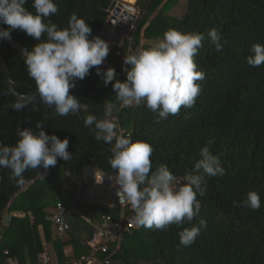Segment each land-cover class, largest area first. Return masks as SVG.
Instances as JSON below:
<instances>
[{
    "label": "trees",
    "instance_id": "1",
    "mask_svg": "<svg viewBox=\"0 0 264 264\" xmlns=\"http://www.w3.org/2000/svg\"><path fill=\"white\" fill-rule=\"evenodd\" d=\"M113 1L54 0L58 13L50 20L64 29L71 14L76 13L91 27L92 39L100 36L106 26ZM179 1H136L139 20L132 33V49L133 54L140 48L147 49L142 39L158 41L169 29L203 34L204 47L194 60L197 70L204 71L205 79L197 81L201 92L193 108L182 107L179 114L159 122L144 103L120 109L112 84L107 87L103 84L96 67L83 80L76 81L70 94L87 105L80 112L83 119L89 114L100 118L106 101L115 105L113 115L119 118L131 140L147 142L153 148L152 171L167 165L181 180L200 158L199 151L208 146L213 155L220 157L227 174L206 178L207 191L204 196H197L200 214L191 222L180 227L171 225L164 231L135 226L119 243L112 244L108 252L99 253L97 264H264V65L254 68L246 62L252 45H264V0H186L187 10L182 16L171 13ZM31 5L32 0H28L25 7L35 14ZM1 25L4 29L8 27ZM213 28L223 36L219 51L208 39ZM11 37L28 51L40 42L19 30L13 31ZM109 46L108 57L98 67L105 71L114 68L116 80L124 82L125 72L120 65L122 48ZM0 55L8 66L14 89L21 95L35 96L39 102L37 112L28 117L30 129L39 131L36 125L43 123L46 134L69 140L71 176L83 181L84 169L92 164L106 177H115L108 164L112 145L97 141L77 116H54V109L36 96V84L28 75L24 58L3 40ZM17 102L25 103L26 108L12 109L11 105ZM30 106L28 100H18L10 93L0 75V142L4 145H16L17 127ZM65 170L66 161L58 158L57 164L46 173L43 168L24 173L27 183L34 181V184L19 194L9 209L12 220L0 239V264H8L9 260L40 264L45 245L52 246L57 264H69L89 254L94 223L102 216L109 215L118 221L127 214V208L78 204L74 212L68 213L67 231L60 239L52 212L59 203L68 209L77 194V185L68 179ZM40 171L45 177L38 178ZM9 174V169H0V229L11 198L25 187H17L9 180ZM249 191L260 196L259 210L234 206L242 204ZM201 219L207 227H201L196 242L189 247L181 245L179 232L199 226ZM69 249L71 255L67 256Z\"/></svg>",
    "mask_w": 264,
    "mask_h": 264
},
{
    "label": "clouds",
    "instance_id": "2",
    "mask_svg": "<svg viewBox=\"0 0 264 264\" xmlns=\"http://www.w3.org/2000/svg\"><path fill=\"white\" fill-rule=\"evenodd\" d=\"M27 3L28 0H0V24L8 26L0 29V40H10L11 33L19 30L40 41L30 51H25L24 63L29 77L35 81L36 96L48 108L54 109V116H77L87 108L70 94V89L94 67L106 87L112 84L121 109L144 103L159 122L169 115L179 114L182 107L191 109L196 104L201 92L197 81L204 80L205 73L197 70L194 57L204 47L203 34H185L176 29L165 31L163 39L154 46L124 57L126 80L120 82L116 80L114 68L105 71L98 67L108 57L110 46L99 36L89 38L92 29L84 18L73 13L68 27L60 29L50 20L58 13L54 0H32L35 14L25 7ZM42 37L46 39L42 40ZM208 39L218 51L222 49L223 36L216 28L208 33ZM250 53L246 60L250 67L264 65V45H252ZM11 107L19 111L25 109L26 104L17 102ZM114 108L115 105L106 101L102 116L89 114L84 117L83 125L86 128L93 126L90 130L97 141L112 145L108 164L116 175L109 178L114 181V187L118 186L116 194L120 204L130 205L134 213L130 223L164 231L171 225L180 227L191 222L200 214L201 202L197 196L205 195L206 178L227 174L220 157L213 155L208 146L203 147L199 151L200 158L181 180L167 165L152 171L153 148L144 141L133 142L122 130L118 133ZM44 127L43 123H38L39 131L19 130L15 146L0 142V169L10 170L9 180L17 187L26 185L24 173L29 169L43 168L46 173L57 164L58 158L72 160L67 150L69 140L62 141L56 135L46 134ZM95 178L97 184L103 183L104 177L97 172ZM234 206L256 211L261 207V199L257 192L249 191L242 204ZM201 227H207L203 219L199 226L179 232L180 244L184 247L194 244Z\"/></svg>",
    "mask_w": 264,
    "mask_h": 264
},
{
    "label": "water",
    "instance_id": "3",
    "mask_svg": "<svg viewBox=\"0 0 264 264\" xmlns=\"http://www.w3.org/2000/svg\"><path fill=\"white\" fill-rule=\"evenodd\" d=\"M135 4L136 2L134 4H129L125 2L124 0L113 1L108 9L110 13V17L107 21L106 26L102 29V32L99 37L101 39L108 38L110 39V41H108L109 44L111 43L112 45H118L122 41L123 37L128 35L130 26L131 24L134 23L136 19L135 13H137V9L135 7ZM117 10H119L120 14L119 13L116 14ZM122 11L128 17L123 18V16L121 15ZM0 29H4V27L1 24H0ZM3 41L9 46H11L16 52H18L24 58L25 51L26 50L28 51L27 47H24L23 45L15 41L12 37L10 40L5 39ZM0 75L3 78L5 86L8 88L10 93L16 99L28 100V103L31 105L28 112L21 116L19 125L17 127V133L19 132V130L22 129L23 126L25 127V129H30L29 124H28V117L32 112H37L38 110L39 102L37 98L35 96L21 95L14 89L13 81L11 79L8 66L1 55H0ZM77 117L83 124L84 119L81 113H78ZM90 128L91 126H89V129ZM70 166H71L70 161H66V170H65L66 176L68 177L69 180L76 183L77 194H76V197L73 203L67 209L66 214L70 212H74L78 204L98 203V204H102L107 207H123L125 205V204L124 205L120 204L118 196L115 199H113L111 203L106 198H104V194L107 192V190L102 185L96 183L95 172H97L99 175H102L105 178L106 176L98 172L97 169L92 164L88 165L84 169V172H83L84 180L83 181L71 176ZM43 177H45V174L40 171V175L38 178H43ZM47 177H50L49 173L47 174ZM111 178H115V177H111ZM107 179L109 181H113L109 177ZM33 184H34V181L27 183L25 187L20 190L19 193L15 194L11 198V203L8 205V207L5 210L4 224L2 225L0 229V239L2 238L4 233L7 231L10 221L12 220V216L8 214L12 203L16 200L19 194L26 191ZM66 217L67 216H65V220H66Z\"/></svg>",
    "mask_w": 264,
    "mask_h": 264
},
{
    "label": "built area",
    "instance_id": "4",
    "mask_svg": "<svg viewBox=\"0 0 264 264\" xmlns=\"http://www.w3.org/2000/svg\"><path fill=\"white\" fill-rule=\"evenodd\" d=\"M136 19L133 24L130 26L128 35L124 36L122 41L117 45L122 48L120 51V65L124 68L123 60L126 55H132L133 49V36L132 33L137 28L138 23V14L135 13ZM127 42V45L124 43ZM130 68V66H127ZM126 77V74H125ZM126 80V78H125ZM121 109V108H120ZM124 109V108H123ZM114 123L117 125L118 133L122 130L123 133L129 137V134L119 123V118L116 116ZM108 178V177H106ZM122 208H127V214H123L122 218L118 221H114L113 218L109 215H104L101 219L94 223V233L88 242L89 254L82 256L80 259L74 260L69 264H92L97 263V255L99 253H106L109 251V248L112 244L119 243L126 233H129L136 225L130 223L131 217L133 216V211L130 208V205L125 204ZM67 208L62 204H57L56 208L52 212V222L56 228L57 235L60 239L63 238L67 231V224L65 220ZM78 213V212H77ZM125 213V212H124ZM83 218L90 224L93 222L88 217ZM8 264H17L13 260H9ZM40 264H57L53 261L49 254L43 253L40 257Z\"/></svg>",
    "mask_w": 264,
    "mask_h": 264
},
{
    "label": "bare ground",
    "instance_id": "5",
    "mask_svg": "<svg viewBox=\"0 0 264 264\" xmlns=\"http://www.w3.org/2000/svg\"><path fill=\"white\" fill-rule=\"evenodd\" d=\"M125 2H129L130 4H134L136 2V0H124ZM119 11L117 10L116 14H118ZM125 14L123 15V18ZM105 40V38H103ZM101 176V175H100ZM103 177V176H101ZM103 187H105V189L107 190V192L104 194V198L107 197H113L114 199L117 197V190H118V186L114 187V181H109L107 178H104L103 183L100 184Z\"/></svg>",
    "mask_w": 264,
    "mask_h": 264
},
{
    "label": "rangeland",
    "instance_id": "6",
    "mask_svg": "<svg viewBox=\"0 0 264 264\" xmlns=\"http://www.w3.org/2000/svg\"><path fill=\"white\" fill-rule=\"evenodd\" d=\"M187 10V1L184 0L183 3H179L178 7H177V10L175 11H172L171 13L172 14H176L178 16H182V14H185ZM139 19V18H138ZM138 24V23H137ZM104 40V39H103ZM159 41V40H158ZM158 41H148V40H145V39H142V43L145 44L148 48L149 47H152L155 45V43H157ZM111 44V43H110ZM109 44V45H110ZM112 45V44H111ZM139 50H143L142 48H140ZM134 53V52H133ZM132 53V54H133ZM137 52H135L136 54ZM92 264H97L96 262L92 263Z\"/></svg>",
    "mask_w": 264,
    "mask_h": 264
},
{
    "label": "crops",
    "instance_id": "7",
    "mask_svg": "<svg viewBox=\"0 0 264 264\" xmlns=\"http://www.w3.org/2000/svg\"><path fill=\"white\" fill-rule=\"evenodd\" d=\"M183 1H184V0H180L179 3H183ZM127 3H129V2H127ZM179 3H177V4L175 5V7L173 8L172 11L177 10V7H178ZM129 4H130V3H129ZM118 11H119V10H118ZM119 14H120V12H119ZM121 15H122V16L124 15L123 11L121 12ZM124 17H128V16L125 15ZM106 40H107V42L110 41V39H108V38H105V41H106ZM110 45H111V44H110ZM106 199L111 203V201H112L114 198L110 196V197H107ZM45 253L49 254L50 257L53 259V261L56 262L55 254H54V252H53V248H52L51 245H45ZM66 254H67V256L71 255V250H70V249L67 250V251H66Z\"/></svg>",
    "mask_w": 264,
    "mask_h": 264
}]
</instances>
